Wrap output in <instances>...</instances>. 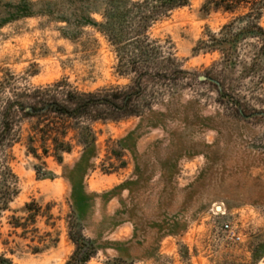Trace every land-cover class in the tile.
Returning <instances> with one entry per match:
<instances>
[{"label":"rangeland","instance_id":"rangeland-1","mask_svg":"<svg viewBox=\"0 0 264 264\" xmlns=\"http://www.w3.org/2000/svg\"><path fill=\"white\" fill-rule=\"evenodd\" d=\"M138 1L128 3L127 26L144 10ZM109 2L0 0V112L16 93L59 80L82 91L131 83L97 25ZM203 3L191 0L148 22L145 35L186 72L155 81L157 98L142 116L94 124L96 168L76 195L65 175L81 147L59 164L28 153L26 132L0 145V180L5 168L14 175L0 213V253L15 264H65L81 231L97 246L87 264H264V55L252 38L237 44L233 61L198 48L227 23L242 26L249 12L207 13ZM205 74L217 76L235 101L222 99L200 79ZM120 148L124 167L110 154ZM215 205L224 213L215 214Z\"/></svg>","mask_w":264,"mask_h":264},{"label":"trees","instance_id":"trees-1","mask_svg":"<svg viewBox=\"0 0 264 264\" xmlns=\"http://www.w3.org/2000/svg\"><path fill=\"white\" fill-rule=\"evenodd\" d=\"M190 1L135 2V6L144 10L140 11L139 19L131 22L132 26H127V7L130 0H110V10L104 13L106 20L97 25L116 47L119 72L132 75L131 83L124 87L82 91L70 88L64 80H59L44 87L16 93L12 99L5 102L0 112V145L22 141L23 133L26 132L25 144L28 153L39 159L52 156L59 164L64 163L66 154H71L76 147H81L79 160L69 168L68 175H65L72 184V194L76 195L84 188L83 178L86 173L96 168L94 160L98 157L99 150L94 124L142 116L145 111L152 110L157 98L156 92L151 88L152 84L157 80L172 81L186 72L172 54L163 55L159 46L145 35V31L151 19H157L170 10L186 6ZM150 2H153L152 6L145 10ZM202 8L207 13H234L242 8H248L249 12L242 17L246 18L242 26L234 29L233 22L227 23L219 32H210L208 39L199 40L198 48L206 52L220 51L224 58L233 61L237 44L252 38L258 42L257 55H264V27L260 24L264 0H204ZM205 76L204 81H210L217 87L222 99L235 101L233 94L222 88L217 76ZM235 110L242 116L248 113L239 104H236ZM24 122L28 123L26 130L21 126ZM110 154L121 162V167L126 166L122 148L111 150ZM3 174L4 177L0 180V213L8 207L13 192L8 177L14 176L10 168H5ZM72 239L76 249L65 264H87L97 251L95 241L85 237L81 231L76 237L72 236ZM0 264L15 263L5 253H0Z\"/></svg>","mask_w":264,"mask_h":264},{"label":"built area","instance_id":"built-area-1","mask_svg":"<svg viewBox=\"0 0 264 264\" xmlns=\"http://www.w3.org/2000/svg\"><path fill=\"white\" fill-rule=\"evenodd\" d=\"M222 206V205H221ZM223 207V206H222ZM215 214H219V213H224V210H218V206L216 207V205L213 207L212 210ZM222 229L228 234V236L235 240V241H240L241 240V236L240 234L233 228L232 225H230V223H224L222 225Z\"/></svg>","mask_w":264,"mask_h":264},{"label":"water","instance_id":"water-1","mask_svg":"<svg viewBox=\"0 0 264 264\" xmlns=\"http://www.w3.org/2000/svg\"><path fill=\"white\" fill-rule=\"evenodd\" d=\"M200 79H201V80H204V79H206V76H205V75H201V76H200Z\"/></svg>","mask_w":264,"mask_h":264}]
</instances>
